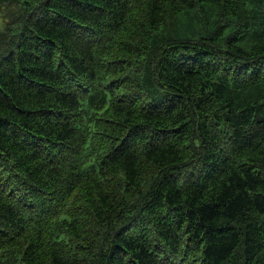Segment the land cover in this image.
Instances as JSON below:
<instances>
[{"label":"trees","instance_id":"trees-1","mask_svg":"<svg viewBox=\"0 0 264 264\" xmlns=\"http://www.w3.org/2000/svg\"><path fill=\"white\" fill-rule=\"evenodd\" d=\"M0 264H264V0H0Z\"/></svg>","mask_w":264,"mask_h":264}]
</instances>
